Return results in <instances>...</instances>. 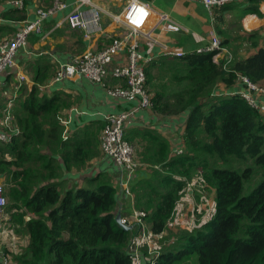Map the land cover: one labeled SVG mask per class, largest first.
Returning a JSON list of instances; mask_svg holds the SVG:
<instances>
[{
	"label": "trees",
	"instance_id": "trees-1",
	"mask_svg": "<svg viewBox=\"0 0 264 264\" xmlns=\"http://www.w3.org/2000/svg\"><path fill=\"white\" fill-rule=\"evenodd\" d=\"M244 1L215 9L222 46L234 56L230 63L215 61V52H192L164 56L147 69L151 107L165 116L187 115L185 150L174 155L169 140L148 129L132 134L147 140L141 150L126 136L139 161L148 165L144 170L151 171L143 176L140 170L133 186L135 207L148 213L147 221L158 238L177 219V206L186 190L191 191L188 184L196 181L215 193L213 216L201 228L183 232L175 242L162 246L155 264H264V112L239 94L212 96L220 84L231 87L239 76L264 84V27L245 31L246 36L237 41L239 36L223 26L225 14L235 7L242 18L263 16L260 0H247L250 4L240 8ZM157 65L165 67L176 89L155 83L151 68ZM66 104L60 94L41 96L33 88L14 111L19 135L0 144L7 207L16 232L27 237L13 254L2 248L0 240V264L5 254L10 255L8 264H134L131 243L138 228L125 226L121 213H115L118 195L111 178L100 171L86 185L71 189L61 180L58 157L71 169L86 167L103 152L99 134L70 139L69 130L64 140L61 111ZM105 123L104 119L101 132ZM93 126L94 122L88 129ZM84 132L86 137L90 133ZM259 171L263 174L259 183L245 195L246 183Z\"/></svg>",
	"mask_w": 264,
	"mask_h": 264
},
{
	"label": "crops",
	"instance_id": "crops-1",
	"mask_svg": "<svg viewBox=\"0 0 264 264\" xmlns=\"http://www.w3.org/2000/svg\"><path fill=\"white\" fill-rule=\"evenodd\" d=\"M59 1L64 2L65 6L47 17L42 24L41 32H34L30 35L28 49L20 50L17 53L16 66L6 70L0 77V115L3 108L2 94L4 89L14 88L18 84V74H24L26 80L18 92L15 110L21 99L37 87L41 96L51 97L60 94L66 100L67 104L62 109L61 114L69 120L70 139L77 138L80 140L94 134L102 135L104 115L127 110L134 105V102L110 97L101 84L84 77L76 76L54 83L52 80L60 63L70 62L75 56L85 51L102 49L114 36L125 30L124 25L112 20L110 13L121 11L128 0H93V3L102 9L101 29L89 36H86L87 32L84 30L71 29L66 22V17L76 7L90 16L92 5L79 6L77 0H24V7L19 8L10 3V0H0V17L3 19V23L0 25V42L11 37L22 24L36 20L40 8L51 9ZM141 1L146 2L150 7V15L144 26L145 34L150 33V37L140 38L141 48L144 54L152 56L154 61L161 59L165 53L170 51H181L184 54L196 52L198 49L207 46L215 34L222 39L215 28V17L199 0ZM242 4L240 8L250 3L245 0ZM238 10L240 11L239 8L235 7L232 11L227 12L225 20H229L231 14ZM261 12L263 13L262 17L257 14H248L243 17L242 23L246 31L264 27V12L262 10ZM163 14L167 17L162 18ZM117 82L118 80L111 79L112 84ZM217 89L212 96L219 97L227 93L240 94L246 91V87L240 82L231 87L220 84ZM257 98L259 102L263 101L262 96H257ZM186 119L187 115L185 114L165 116L149 107L137 113V117L127 127L126 136L140 147L142 143L147 144V140L141 136L134 137L132 134L148 129L159 132L169 140L172 150L175 148L183 149ZM92 122H94V126L88 129ZM85 130L90 132L87 137ZM141 149L142 147H140ZM58 158L63 167L61 180L66 189H71L76 185L84 186L91 177L103 171L111 178L112 184L117 188L118 202L115 213L119 214L132 210L134 205L132 200L120 195L121 185L117 181L120 167L115 165L112 160L103 157L93 158L86 167L73 165L71 169H66L63 160ZM146 166L148 167V165H143L141 168L143 176L151 172L149 169L144 170L147 168ZM138 174L140 177V171ZM138 179H135L132 184V190ZM144 260L145 255H143L142 264H146Z\"/></svg>",
	"mask_w": 264,
	"mask_h": 264
},
{
	"label": "built area",
	"instance_id": "built-area-1",
	"mask_svg": "<svg viewBox=\"0 0 264 264\" xmlns=\"http://www.w3.org/2000/svg\"><path fill=\"white\" fill-rule=\"evenodd\" d=\"M123 1V0H120ZM210 14L214 16L215 9L221 8L225 4L241 2L243 0H199ZM19 8L24 7V0H10ZM79 6L92 5L90 16L79 7L67 14L66 22L73 30H84L86 36L101 29L102 13L101 8L93 3V0H77ZM65 6L64 2H57L51 8L38 10V18L22 24L15 33L0 42V77L8 70L16 66L17 53L20 50L28 49L29 37L34 32H41L42 24L47 17ZM259 6L264 12V0L259 1ZM114 22L125 26V30L116 36L100 50H88L75 56L70 62L60 63L52 82L63 81L76 76L84 77L92 82L101 84L110 97L134 102V105L117 113L105 114L106 121L103 131L101 147L104 157L112 160L120 167L119 179L121 192L124 198L132 200L134 196L132 184L139 178L138 173L142 164L136 154L135 146L126 138V130L130 122L137 117V113L152 106L151 94L147 84V69L154 61L150 55L144 54L141 48V37H150V33L145 34L144 26L150 15V7L141 0H128L124 8L119 12L110 13ZM165 14L162 18H166ZM3 19L0 17V25ZM197 53L215 52L214 60L224 59L225 64L230 63L234 56L227 47L222 46L221 38L215 34L211 42L204 48H200ZM185 55L181 51H170L165 53L167 57H179ZM111 79L118 80L112 84ZM26 80L24 74H18V84L14 88H6L3 91V108L0 115V144H9L13 138L20 133L19 127L14 124V108L18 98V92ZM242 83L246 87L245 92H241L249 104L253 107L264 110V84L254 83L246 76H239L237 83ZM226 94V95H235ZM257 96H262L263 101ZM61 123L65 126L63 133L64 140L69 138V120L61 118ZM184 148L173 149L174 155L184 153ZM196 181L188 184L191 189ZM117 190V188H116ZM192 191V189H191ZM118 195V192H117ZM8 205L6 189L0 181V226L5 224V210ZM147 212L137 209L134 205L130 212L121 213V223L129 228H138V235L131 243V251L134 254V264H142L143 255H147V262L155 264V260L160 255L161 247H154L153 240L157 237L152 233L147 221ZM4 255V254H3ZM2 255V256H3ZM9 254H5L4 264H8Z\"/></svg>",
	"mask_w": 264,
	"mask_h": 264
},
{
	"label": "rangeland",
	"instance_id": "rangeland-1",
	"mask_svg": "<svg viewBox=\"0 0 264 264\" xmlns=\"http://www.w3.org/2000/svg\"><path fill=\"white\" fill-rule=\"evenodd\" d=\"M239 14V10L233 12L231 14V18L229 20H226L223 25L225 26V29L230 28L229 31L231 34H233V36H239L237 41L241 40V36H246V30L244 29L242 23L243 18L240 17ZM245 49H247V47H245ZM169 58L173 57L170 56ZM151 71L156 77L157 82L155 83H166L170 86L169 90L176 89V86L170 82V75L166 72L165 67L157 65L152 67ZM149 89L152 90V86H149ZM101 156L104 157L103 152ZM258 173V176H255L252 181L246 183L244 190L245 195L249 194L259 183L263 174L261 171H259ZM0 181L4 185V187L7 188L6 180L1 178ZM191 189L192 191L190 192L186 190L185 195L179 202L176 209L177 219L169 224L168 232L162 237H158L156 238V240H153L154 247H162L168 244V242H175L179 238L181 233L193 232L194 230L201 228L203 222L213 216L215 204L214 190L205 189L204 187L197 185H194ZM5 213L7 219L4 220L5 224L1 226L0 240L2 248L5 249L7 247L9 252L13 254L17 251L19 252L22 249V247L26 244L27 237L24 236V234H19L18 232H16V222L11 219L12 216L10 211L8 210V207L6 208Z\"/></svg>",
	"mask_w": 264,
	"mask_h": 264
},
{
	"label": "water",
	"instance_id": "water-1",
	"mask_svg": "<svg viewBox=\"0 0 264 264\" xmlns=\"http://www.w3.org/2000/svg\"><path fill=\"white\" fill-rule=\"evenodd\" d=\"M120 219V215H117V220H119Z\"/></svg>",
	"mask_w": 264,
	"mask_h": 264
}]
</instances>
